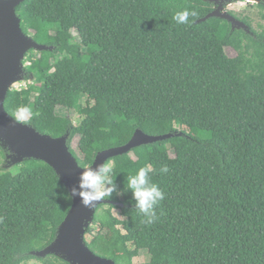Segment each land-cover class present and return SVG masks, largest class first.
<instances>
[{"label": "trees", "instance_id": "16d2710c", "mask_svg": "<svg viewBox=\"0 0 264 264\" xmlns=\"http://www.w3.org/2000/svg\"><path fill=\"white\" fill-rule=\"evenodd\" d=\"M185 9L197 13L191 26L173 19ZM213 10L203 0H26L16 10L24 33L53 50L27 54L31 83L13 106L7 98L12 117L27 108L24 123L41 134H69L82 168L137 130L174 135L110 160L117 187L86 232L97 256L135 264L145 244L147 264H264V14L255 28L246 11H229L250 31L199 22ZM62 104L79 110L78 124ZM7 156L0 144V264H68L32 253L56 239L69 191L48 164ZM147 165L164 193L152 224L127 189Z\"/></svg>", "mask_w": 264, "mask_h": 264}, {"label": "water", "instance_id": "95a60500", "mask_svg": "<svg viewBox=\"0 0 264 264\" xmlns=\"http://www.w3.org/2000/svg\"><path fill=\"white\" fill-rule=\"evenodd\" d=\"M26 0H0V144L8 151L9 165H17L25 160L34 159L48 164L65 185L69 193L74 187L78 188L81 171L77 159L68 145L69 134L61 138H52L38 132L34 127L20 122L6 110V101L10 90L15 84L25 79L26 56L31 51H49L53 48L40 45L27 36L17 15V8ZM214 6V10L204 22L210 18H221L231 23L233 30L250 31L247 25L224 10L228 4L246 1L251 4H262L264 0H203ZM174 135L149 136L137 130L131 141L117 148L100 152L92 168L111 159L130 153L143 145L171 139ZM69 214L57 231L56 239L41 251L33 252L37 258L54 255L68 264H116L114 261L95 255L86 244V232L94 222L96 210L100 205L110 203L104 198L96 202L92 208L81 204L78 196L73 197Z\"/></svg>", "mask_w": 264, "mask_h": 264}, {"label": "clouds", "instance_id": "9594fccd", "mask_svg": "<svg viewBox=\"0 0 264 264\" xmlns=\"http://www.w3.org/2000/svg\"><path fill=\"white\" fill-rule=\"evenodd\" d=\"M195 11L185 9L177 12L173 19L177 24L189 25L194 23L189 17H196ZM29 110L20 108L17 110V119L24 121L27 119ZM153 172L151 165L139 168L134 175L127 177V189L132 193L135 207L144 216L143 223L152 224L157 219L155 208L164 199V193L159 186L152 182L150 173ZM161 173H167L168 167L164 165L160 168ZM112 163H102L95 169L92 167L84 168L79 176L78 188L71 189L70 199L78 196L83 206L92 208L96 202L105 197H111L116 190V184L112 178Z\"/></svg>", "mask_w": 264, "mask_h": 264}, {"label": "rangeland", "instance_id": "374dc122", "mask_svg": "<svg viewBox=\"0 0 264 264\" xmlns=\"http://www.w3.org/2000/svg\"><path fill=\"white\" fill-rule=\"evenodd\" d=\"M224 10L227 12L235 11L237 13L246 11V13L250 14L251 17L254 19V27L255 28H258V24L262 22L260 15L264 14V9L257 7L256 4H251V3H248L246 1H238V2H233L231 4H228L224 7ZM25 67H26V65H25ZM30 83H31L30 81L26 82L24 79L22 82H19V83L14 85V87L10 90V92H12L13 94H10L8 97V103H7L8 107H11L18 102V100L20 99V92L23 89H26ZM31 99H32V102L34 103L37 100V96L33 95ZM30 111H33V112L36 111V106L32 105V107L30 108ZM59 114L62 116L70 117L75 124H78L79 121L81 120V115H80V112L78 109L69 113L63 107V104L60 105ZM29 117H30V112L27 115V119L24 121H21V122L27 121L29 119ZM77 146H78V138L74 139L73 144H72V148L75 151H78ZM114 214L117 217H120L117 210H114ZM111 236H112L111 233L107 232V231L99 234V238L103 242L109 240L111 238ZM86 239L90 240V236H86ZM149 261H150V256L147 253L146 245L143 244L141 254L139 257L134 259V263L135 264H147V263H149ZM24 264H42V263L39 262L38 260H32V261H29V262L24 263Z\"/></svg>", "mask_w": 264, "mask_h": 264}, {"label": "bare ground", "instance_id": "6f19581e", "mask_svg": "<svg viewBox=\"0 0 264 264\" xmlns=\"http://www.w3.org/2000/svg\"><path fill=\"white\" fill-rule=\"evenodd\" d=\"M255 0H249V2H254Z\"/></svg>", "mask_w": 264, "mask_h": 264}]
</instances>
